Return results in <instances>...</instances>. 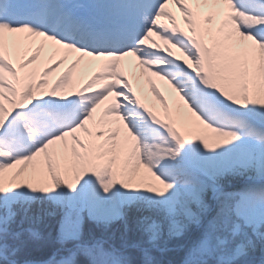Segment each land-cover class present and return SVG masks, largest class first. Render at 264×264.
I'll use <instances>...</instances> for the list:
<instances>
[{
	"label": "snow or ice",
	"instance_id": "obj_1",
	"mask_svg": "<svg viewBox=\"0 0 264 264\" xmlns=\"http://www.w3.org/2000/svg\"><path fill=\"white\" fill-rule=\"evenodd\" d=\"M0 98V264H264V0H0Z\"/></svg>",
	"mask_w": 264,
	"mask_h": 264
},
{
	"label": "bare ground",
	"instance_id": "obj_2",
	"mask_svg": "<svg viewBox=\"0 0 264 264\" xmlns=\"http://www.w3.org/2000/svg\"><path fill=\"white\" fill-rule=\"evenodd\" d=\"M170 9L177 15L179 16V12L178 10L175 8L174 5H170ZM180 26L184 29L187 28V25L183 24L182 21H180ZM87 60V58H86ZM98 64V62H93V68L92 70H95V67L96 65ZM67 65H64L62 66V69L64 67H66ZM132 67V66H130ZM133 70L135 71V76H132L130 77L132 79V83H133V87L134 89L137 91L138 95L140 96L141 100L146 103L149 107L150 106V102H153L155 103V105H157L159 102L158 101H155V98L152 96V93H151V88H150V84H148L146 87H143L142 85L140 86V84L138 83V81H140V79L142 78V76L140 75L139 73V69L138 68H133ZM91 75V71H88L84 74V79H87L88 76ZM152 82L156 84V86L158 88H160V90L162 91V93L165 95V98L167 99L168 101V104H170V108L169 110L171 111L172 108H177V105H182L184 106V102L183 101H180L178 99V97H176V94L172 91V89L164 82V81H160L158 78H152ZM144 83H147V82H144ZM139 86V87H138ZM2 100V98H1ZM179 102V104H178ZM183 102V103H182ZM153 108V107H151ZM153 110H155L157 112V115L160 116L161 118H165V112H164V109H163V106L161 105L160 109L156 110L153 108ZM173 117H174V113L172 114ZM190 115V114H189ZM97 116H99V113H97ZM183 119V116H181ZM174 119H176L174 117ZM184 120V119H183ZM188 120V118H186V121ZM177 121V126H179V122L178 120ZM81 135H83L81 133Z\"/></svg>",
	"mask_w": 264,
	"mask_h": 264
},
{
	"label": "trees",
	"instance_id": "obj_3",
	"mask_svg": "<svg viewBox=\"0 0 264 264\" xmlns=\"http://www.w3.org/2000/svg\"><path fill=\"white\" fill-rule=\"evenodd\" d=\"M119 224H122V223L117 221L115 224L111 226V229H110L111 233L115 234L116 236H120L125 231V228L123 230H119L118 228ZM54 226H55L54 221L48 217L44 224V228L47 229V231L44 234L46 236L52 234V236L54 237L55 236V231L53 229ZM85 228L87 231L94 232L96 234H100L103 231L102 225H97L95 222H92V221H89V223H87L86 221ZM182 246H183L182 240L180 239L176 240V238H174L171 244L169 245L171 251L168 255V259L171 261H178L181 257ZM46 253H47V248L37 247L33 250L30 258L36 261H40L42 259H48L49 256Z\"/></svg>",
	"mask_w": 264,
	"mask_h": 264
},
{
	"label": "rangeland",
	"instance_id": "obj_4",
	"mask_svg": "<svg viewBox=\"0 0 264 264\" xmlns=\"http://www.w3.org/2000/svg\"><path fill=\"white\" fill-rule=\"evenodd\" d=\"M250 19V18H249ZM252 22H255V21H252ZM86 59V58H85ZM144 82H147V83H144ZM138 83L140 84V86L142 85L143 87H146L148 84H149V82H148V80H147V78H145V77H143L142 76V78L140 79V81H138ZM139 87V86H138ZM150 88H151V86H150ZM257 99H259V97H257ZM241 100L243 101V102H247V101H245L244 100V98L243 97H241ZM156 101V100H155ZM154 102V101H153ZM153 102H150V106L151 107H153L154 109H156V110H158V109H160V107H161V105H160V103H158L157 105H155V103H153ZM183 103V102H182ZM2 104H3V100H1V98H0V106H2ZM178 104H179V102H178ZM178 106H180V110L178 111L177 110V108H172L171 109V113L173 114L174 113V117L176 118L175 120H178V121H183V122H186V118H189V114L187 113V111H186V109L184 108V106H182V105H178ZM171 106H170V104H169V108H170ZM181 116H183V119H181L182 117ZM179 122V123H180ZM49 218H51V220H53L54 221V223H55V218H54V216L53 217H49ZM87 223H89V221H87ZM122 224H119V226H118V228H119V230H123L125 227L123 226L124 224H123V222H121ZM177 239H180V238H176V240ZM181 240V239H180Z\"/></svg>",
	"mask_w": 264,
	"mask_h": 264
}]
</instances>
